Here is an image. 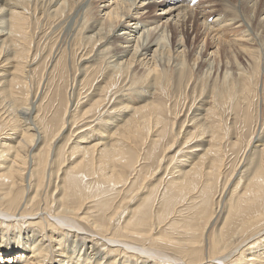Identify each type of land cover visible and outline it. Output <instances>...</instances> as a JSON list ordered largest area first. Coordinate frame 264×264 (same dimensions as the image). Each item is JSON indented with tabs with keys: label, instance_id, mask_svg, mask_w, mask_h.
Segmentation results:
<instances>
[{
	"label": "bare ground",
	"instance_id": "1",
	"mask_svg": "<svg viewBox=\"0 0 264 264\" xmlns=\"http://www.w3.org/2000/svg\"><path fill=\"white\" fill-rule=\"evenodd\" d=\"M44 1L42 9V0H0V111L6 114L8 122L17 121L7 130L0 128V264H218L217 261L220 264H264V171L247 181L249 186L244 188L236 203H232L231 199L219 228L211 229L215 212H209L208 191L214 188V184L206 179L201 188L199 185L204 158L185 171H176L177 177L170 182L173 185L171 193L167 197L169 189L164 190L165 200L160 206L153 208L152 205L149 208V204H146L140 211L133 214L128 212V205L135 201L139 192L149 188L150 184H143L159 176L161 167L154 169V165H151V171L143 169L136 172L137 152L130 146L123 148L120 145L127 146L126 142L131 136H138L143 128L152 124L150 117L141 114L147 107H152V103L136 104L137 100L149 97L156 90L161 76L157 69L160 63H173L176 69L190 63L189 45L182 32L185 23L182 21L178 26V19L173 23H162L158 32L160 34L152 40L149 38L156 32L158 25L144 30L143 27L151 23L144 26L141 18L133 17L139 10H146V7L139 8L145 0H116L113 7L108 9V16L103 18H97V14L91 12L94 0ZM150 6L156 9L158 5L152 3ZM73 8L80 15L79 33L87 34L83 37L84 43L91 44L96 49L94 54L102 58L106 69L104 76L111 75L105 85H112L117 94L113 102L114 115L110 112L112 117L108 115V121L98 122L104 126L98 131L102 135L101 140L89 145L84 136L76 135L74 151H66L68 159L64 157L61 160L62 163L67 161L69 165L66 176L61 177L52 168L62 158L63 149L59 151L57 144H53L55 134L48 137L50 131L46 132L42 128L47 125L39 127L37 122V125L34 123L37 116L33 115L35 105L29 97L26 83L29 82L30 65L35 63V56L32 58V44L24 42V35L31 20L35 19L36 12L41 16L45 14L47 18L53 16L59 19L63 17L65 9ZM122 17L126 20L120 23ZM131 20H135L133 31L137 34L132 39V45L129 48H112L115 30L129 29L126 36L130 35L131 29L124 23ZM158 21L159 18L155 23ZM178 35L179 40L176 39ZM179 47L178 53L176 50ZM201 49L191 60L192 64L201 66L207 62L202 59ZM217 50L216 47L215 52L211 53L209 63H219L220 58L217 57L220 55H215ZM244 51L252 61L259 60L260 53L256 50L247 47ZM246 52L242 51L247 57ZM79 54L78 61L87 60V56ZM225 63L230 61L226 60ZM139 70L144 76L137 75ZM226 70L223 78L228 76ZM121 77L127 78L129 82L117 89L116 81ZM96 90H99L98 86L94 89V93L98 94L100 91ZM99 100H93L91 107L81 115H88L92 109L99 107ZM204 104L201 101L199 107L191 111L192 121L188 125L195 126L200 122V126H206L205 122L201 123L205 116L200 112L206 109L207 115L211 109L203 108ZM62 126L63 121L60 119L55 130L60 131ZM43 139L46 140V146L38 149ZM111 140L114 142L109 144ZM173 142L167 143L166 149L172 150ZM191 149V153L201 150L197 145ZM216 151L214 146L208 149L209 154ZM72 156L73 161L69 163ZM213 169L206 171V177L211 176ZM197 187L196 193L204 196L195 204L194 211L189 213L183 212L185 208H175Z\"/></svg>",
	"mask_w": 264,
	"mask_h": 264
},
{
	"label": "rangeland",
	"instance_id": "2",
	"mask_svg": "<svg viewBox=\"0 0 264 264\" xmlns=\"http://www.w3.org/2000/svg\"><path fill=\"white\" fill-rule=\"evenodd\" d=\"M115 1L94 0V4L92 3L94 11L92 9L91 12L97 14V18L108 16V9L113 7ZM44 2L42 0L43 5L40 7L42 9L44 8ZM152 3L158 5L156 9L150 6ZM144 7L147 11L145 9L139 10V13L134 14L133 17L141 18L144 26L151 23L148 27H143L144 30H147V28L152 29L155 25H158L156 32L154 31L149 39L154 40L160 34L158 33L160 25L166 21L173 23L174 20L178 19V26L182 21L185 23L182 32L187 40V46L189 45L191 59L190 63L184 64V68L181 67L182 69H176L173 63H160L157 69H159L161 76L157 81L156 90H153L149 97L137 100V106L148 101L152 103V107H147L141 112V114H146V118L150 117L153 120L152 124L143 128L138 136H131L129 141L126 142L128 143L127 146H120L123 148L130 146L137 152L136 172L143 169L149 171L152 168L160 169L159 167H161V171L159 176H154L143 184H150L149 188L139 192L133 203L127 204L128 212L133 214L140 211L146 204H149V208L152 205L153 208L154 206H160L162 201L165 200L163 197L164 190L169 189L167 197L171 193L170 189L173 188V185L170 182L177 177L176 171H185L192 167V164L204 158L203 163H201L203 173L199 185L201 188L204 184L203 181L206 179L214 184L212 186L214 188L210 190L211 192L208 191L209 194L207 193L210 198L209 212H215L211 219V222H213L211 229L214 227L219 228V226H222L231 199L232 203H236L244 188L249 186L248 182L252 177L258 174L261 175L264 171V0H145L139 8ZM180 11L182 12L180 13ZM39 14L36 12V16L39 18L35 16V19L31 20V25L24 35V42L32 44V58L35 56V63L30 65L27 80L29 82L26 83L29 87L28 89L26 87V89L30 91L29 97L34 101L35 110L33 115H37L35 125L37 123L39 127L47 125L42 128H45L46 132L50 131L51 134L49 133L48 137L54 133L53 144H57L59 151L63 149L60 155L63 156L56 161L52 171L58 173L61 177H65L69 165H67V161L62 163L61 160L64 157L65 160L68 159L66 151L70 149L71 152L74 151L76 135L84 136L89 145L96 144L101 140L102 135L98 131L104 126L98 122H106L108 121V115L109 118L114 115V101H116L117 92H115L116 90L112 85H105L107 81H110L111 75L104 76L106 69L103 66L102 58L100 55L94 54L96 49L92 48L91 44L84 43L83 37L87 34L79 33L77 29L80 20L78 11H75L74 8L65 9L62 14L63 17L61 16L59 19H55L53 16H50L52 17L50 19L45 14V16ZM42 17L46 18L43 19ZM158 18L160 21L155 23ZM122 20H126L125 17L120 19V23ZM134 21L124 23L126 27L131 29L128 36L126 35L129 29L121 30L117 28L115 30L114 38L111 41L112 48H129L132 45V39L137 36L133 31L136 26ZM245 29L246 31H244ZM196 33H198L197 36ZM184 37L183 41L185 40ZM176 39L179 40V35ZM196 42L201 46L199 47ZM246 46L260 53L258 55L259 60H253L256 63L244 51L247 48ZM216 47L219 49L215 54L216 57L220 55L217 57V59L220 58L219 63H209L212 58L211 53L215 52ZM241 47L243 48L242 51L246 52L247 57L242 53ZM190 48H193L195 52ZM198 48L203 49H201L202 54H204H201L202 59L208 62L202 63L201 66L197 63L195 65L191 63L193 57H196ZM180 49L179 47L176 52L179 53ZM79 53L87 56V60L78 61ZM204 56L205 58H203ZM224 56L230 63H225ZM231 58L236 62L231 61ZM226 68L227 73H229L227 78H223ZM137 75L144 76L142 70L137 71ZM101 77L102 80H100ZM126 79L121 77L118 82L116 81L115 86L117 89L129 82ZM97 86L99 90L96 91L101 93L95 94L94 89ZM102 86H104V89ZM205 91L207 92L205 93ZM87 98L89 101L86 102ZM93 100H99V107L92 109L88 115H81L85 109L91 107ZM201 101L205 103L203 108L208 107L207 109H211V112L207 115L206 109L200 112L201 115L205 116V120L201 123L205 122L206 126H200V122L195 126L188 125L192 121L191 111L198 108ZM74 107L76 108L74 109ZM2 112L0 111V128L7 130L17 121L14 120V123L8 122V117H6V114L3 115ZM32 119L34 120L33 116ZM60 119L63 121V126L60 131H56L55 128ZM151 128H153L152 131ZM173 140L172 150L166 149V144L169 145ZM113 142L111 140L109 144ZM258 143L261 146H258ZM196 145L201 150L191 153V147ZM45 146L46 140L43 139L38 149L45 148ZM213 146L216 147L217 151L209 154L208 149ZM202 155L204 157H201ZM73 157H71L69 163H72ZM154 159L156 161L153 163ZM151 165L154 166L151 168ZM59 167L60 169H58ZM210 167H214V169L211 176L206 177V171L210 170ZM45 176H48V170ZM160 177L162 178L161 183L158 184ZM198 188L194 192L191 191L186 199L184 198V202H180L182 207L178 204L175 208H185L183 212L189 213L194 211L195 204L199 203L204 196L196 193ZM176 218H179L178 213H176ZM27 252L26 255H28ZM217 262L220 264L219 261Z\"/></svg>",
	"mask_w": 264,
	"mask_h": 264
}]
</instances>
